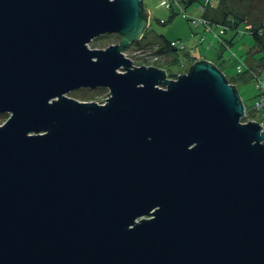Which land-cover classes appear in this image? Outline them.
<instances>
[{
    "label": "water",
    "instance_id": "95a60500",
    "mask_svg": "<svg viewBox=\"0 0 264 264\" xmlns=\"http://www.w3.org/2000/svg\"><path fill=\"white\" fill-rule=\"evenodd\" d=\"M149 21L144 0H0V264H264V127L210 59L135 65Z\"/></svg>",
    "mask_w": 264,
    "mask_h": 264
},
{
    "label": "rangeland",
    "instance_id": "374dc122",
    "mask_svg": "<svg viewBox=\"0 0 264 264\" xmlns=\"http://www.w3.org/2000/svg\"><path fill=\"white\" fill-rule=\"evenodd\" d=\"M209 1L211 4L210 8L216 7L220 3V0ZM227 1L229 8H236L235 10L248 17V22H253L249 27H258L264 23V0ZM202 4H208V0H194L192 3H189L188 0H144L145 7L150 10L148 37L146 39L150 41L147 42L148 44H144V40L141 44H130L124 50L125 53L132 58L135 65L153 64L160 66V64H164L168 67L162 53L157 57H147V53L151 50V47L159 44L151 41H163L162 35H165L169 40L184 43L186 49L192 51L191 54L195 55V57L190 58L188 56L184 60L186 64H183L181 67L179 63L172 65V73L175 72L177 75L188 71V68L196 59L212 58V61H217V53L221 50L223 52V60L225 61L222 64L218 60L217 63L220 64L224 73L229 77L237 75L242 70H248L249 63H254L253 60L258 62L261 53L258 52V55L256 54L254 58H251V55L248 54V50L253 45L254 39L246 29L245 22L241 21L236 28L228 26L226 32L217 36L220 33V26L222 25L216 22H213V24L203 21L200 23L195 22L197 19L203 18ZM102 35L93 38L89 45L91 47L104 48L117 40L114 35ZM223 41L227 43L225 47L222 46ZM239 66L242 68L239 69ZM177 75L174 74L169 77L176 78ZM260 76L264 78V72ZM87 88L89 87L73 89L68 94L75 98L94 97L100 99L107 92V88L106 90H87ZM237 88L247 106V110L249 109L254 114L252 117H249L250 120L264 123V112L251 108L254 106L255 99L259 93L257 79L253 78L247 82L240 81ZM8 115V112H0V124L7 119Z\"/></svg>",
    "mask_w": 264,
    "mask_h": 264
},
{
    "label": "trees",
    "instance_id": "16d2710c",
    "mask_svg": "<svg viewBox=\"0 0 264 264\" xmlns=\"http://www.w3.org/2000/svg\"><path fill=\"white\" fill-rule=\"evenodd\" d=\"M194 0H188L189 3H192ZM218 6H214L213 8H210V1L208 0V4H202L201 8L203 11V18L202 19H197L195 22L200 23L201 21L206 22L208 24H213V22H216L217 24H220V33L217 34V36H220L221 33H224L227 31L228 26L236 28L237 25L242 21L245 22L246 24V29L251 33L254 39L253 45L249 48L248 54L251 55V58H254L255 55H258V52L261 53V56L259 57L258 62L256 60H253L255 63H249L248 70H242L240 71L237 75L234 76H227L230 82L235 83L238 85L240 81L247 82L250 79L256 78L257 81L259 77L261 78L262 72H264V23L261 24L258 27H249V25L253 22H248L249 20L247 16H245L243 13H239L236 8H229V4L227 0H220ZM254 25V24H253ZM149 27V26H148ZM148 27L145 29L144 34L142 37L137 40L132 42L131 44H141L144 40V44H148L150 40L147 39V34H148ZM104 36H110L114 35V37L117 39L115 42H118L121 38V34L114 32L113 33H105L103 34ZM102 35V36H103ZM163 41H151V42H157L158 45L155 47H151L150 53L151 55H161V53L164 55L166 65L160 64V67H164L167 70V73L169 76H173L174 74L177 75V73H172V65L174 63H179L180 67L183 64H186L184 60L189 56L190 57H195V55H192L190 50L186 49V45L184 43H179V41L176 40H169L165 37V35H162ZM231 40V39H230ZM114 42V43H115ZM227 43L225 41L222 42V46L225 47ZM128 48V47H127ZM126 48V49H127ZM223 52L222 50L217 53V61L219 60L220 63H224L225 60H223ZM217 61H214L218 67L222 69L219 63ZM164 62V63H165ZM171 65V66H170ZM171 67V68H170ZM242 68V67H241ZM264 79V78H261ZM98 89H104L106 88L103 87H97L94 89H89L87 90H98ZM99 95V94H98ZM80 100H91V99H96L94 97H87V98H80L77 97ZM7 115V114H6ZM243 120H250L248 117H244Z\"/></svg>",
    "mask_w": 264,
    "mask_h": 264
},
{
    "label": "built area",
    "instance_id": "2783aa9c",
    "mask_svg": "<svg viewBox=\"0 0 264 264\" xmlns=\"http://www.w3.org/2000/svg\"><path fill=\"white\" fill-rule=\"evenodd\" d=\"M151 54L150 51L147 53V57H157V55H149ZM239 69H241V66H239ZM257 86L259 89V93L257 94V98L255 99V104L253 107H251L253 110H257V111H261L264 112V79H261L259 77L258 81H257ZM105 95H103L102 97H104ZM101 97V98H102ZM101 98L99 101H101ZM259 113V112H258ZM254 114L251 113V111H249V109L247 110V106H246V112H245V116L244 117H248V119H250L249 117H252ZM259 122V121H258ZM262 124V126L264 127V123L260 122Z\"/></svg>",
    "mask_w": 264,
    "mask_h": 264
},
{
    "label": "bare ground",
    "instance_id": "6f19581e",
    "mask_svg": "<svg viewBox=\"0 0 264 264\" xmlns=\"http://www.w3.org/2000/svg\"><path fill=\"white\" fill-rule=\"evenodd\" d=\"M103 88H107V87H103ZM108 92H110L109 88H107V92H106L105 96L101 98V101H99L100 99H95V100L98 101L99 103H102V104L106 103L107 99H105V98H108L110 96V95L107 94Z\"/></svg>",
    "mask_w": 264,
    "mask_h": 264
},
{
    "label": "crops",
    "instance_id": "0c3cea01",
    "mask_svg": "<svg viewBox=\"0 0 264 264\" xmlns=\"http://www.w3.org/2000/svg\"><path fill=\"white\" fill-rule=\"evenodd\" d=\"M207 59H210L211 60L212 58H207Z\"/></svg>",
    "mask_w": 264,
    "mask_h": 264
},
{
    "label": "flooded vegetation",
    "instance_id": "af4514ba",
    "mask_svg": "<svg viewBox=\"0 0 264 264\" xmlns=\"http://www.w3.org/2000/svg\"><path fill=\"white\" fill-rule=\"evenodd\" d=\"M91 100H95V99H91Z\"/></svg>",
    "mask_w": 264,
    "mask_h": 264
}]
</instances>
